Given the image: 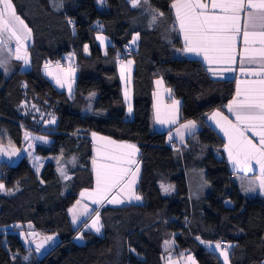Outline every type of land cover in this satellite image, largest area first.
I'll return each instance as SVG.
<instances>
[{
    "label": "trees",
    "instance_id": "obj_1",
    "mask_svg": "<svg viewBox=\"0 0 264 264\" xmlns=\"http://www.w3.org/2000/svg\"><path fill=\"white\" fill-rule=\"evenodd\" d=\"M173 1L146 0L147 9L132 7L128 0H13L32 32L31 67L23 69L17 59L7 70L0 67V133L17 146L23 145L25 130L46 136L49 141L35 152L60 160L48 161L39 173L26 157L16 165L0 163V182L17 191L11 196L0 191V264H164V244L172 235L177 250L193 253L198 264H223L208 249L212 243L231 245L230 264H264V196L242 192L223 137L204 117L233 98L235 80L212 78L202 61L177 54L181 40L171 28ZM100 27L111 40L105 52L96 38ZM135 34L136 46L131 45ZM127 45L131 51L125 59L135 58L131 118L123 105L116 58ZM69 53L77 68L72 96L43 73L45 63H62ZM158 76L182 101L180 119L200 122L182 153L168 143L167 132L151 128ZM92 132L140 147L137 191L144 202L101 208V234L83 230L87 221L74 228L68 212L79 192L94 185ZM61 162H68L66 180L58 171ZM192 168L203 169L210 183L198 200L189 195ZM161 183H172L175 193L165 196ZM17 223H30L45 235L57 233L59 243L25 262L29 248L8 230ZM80 232L82 243L75 239Z\"/></svg>",
    "mask_w": 264,
    "mask_h": 264
},
{
    "label": "snow or ice",
    "instance_id": "obj_2",
    "mask_svg": "<svg viewBox=\"0 0 264 264\" xmlns=\"http://www.w3.org/2000/svg\"><path fill=\"white\" fill-rule=\"evenodd\" d=\"M138 2L139 0H132L133 6H137ZM171 7L175 9L176 20L179 22L180 31L183 33L184 47L180 51L193 53L197 56L202 55L204 61L209 65H227L220 72L209 68V71L214 75H222L223 72L234 70L231 66L236 63L237 59V39L242 35L244 47L239 55L240 71L259 78L237 80L236 94L226 106L228 112L235 115L236 123H233L220 111L214 112L210 119L216 122L227 137L228 143L224 147L234 168L245 173H251L254 171V164L259 167V175L249 181L248 187L242 186L243 191L246 193L255 192L258 188L260 194L264 195V0H210V3L205 2V0H174ZM159 15L162 16L163 13H159ZM156 19L157 17L154 15L153 22ZM30 36L31 29L16 13L13 0H0V45L14 40L16 45L15 59L23 61L24 65L29 64L27 41ZM97 39L103 40V37L98 36ZM137 39L138 34L133 37L132 43L135 44ZM85 51H87V45H85ZM50 63H45L44 67L48 75H53L49 70ZM131 64V60L127 62V65L121 62L122 79L125 78V72ZM253 64H259L260 70L248 71L246 65ZM5 66L6 61L0 60V67ZM56 67L66 74L64 78L58 75L54 77L56 83L60 87H64L65 83L71 80L75 69L71 66L62 69L59 62H57ZM155 83L159 88L163 81L158 79ZM68 87L71 91L70 83H68ZM125 97L127 98V91ZM178 104V101L173 102L168 119H162L159 107L154 106L156 107V120L161 124L175 123L178 115ZM129 111L131 112V105H129ZM54 122V119L49 121V123ZM194 127L195 121H188L181 125L182 129ZM248 132H252L254 137H259L258 142L249 138ZM28 136L29 134L26 133L25 137L28 138ZM92 136L97 139L96 133H92ZM37 139L43 140L45 138L37 137ZM98 139L105 142V147L112 146V150L106 153L105 159L115 163L97 165L94 158L96 186L91 192L88 190L81 192V196L87 194L90 198L96 197L93 199V203L96 204H101L105 200L113 204L123 203V200L117 199L115 196L108 200V194L117 190L128 200H140L141 197L133 190L139 167H136L135 172L131 168L137 163L133 158L137 152L136 145L118 144L106 137H98ZM18 151V149H14L7 154L15 155ZM99 152L100 149H97L98 154ZM0 153H5L3 147H0ZM59 171L65 179L69 178L63 169H59ZM3 190L4 185L0 184V191ZM169 190L170 188H164L165 192ZM80 204L81 201L77 200L76 204L68 210L72 214L74 223L78 218V206ZM90 227L94 228L96 232H100L102 224L98 211ZM32 235L36 234L33 233ZM52 240L53 236H45L42 242L37 245L36 251L39 252L45 244ZM228 247L231 245L222 246L219 243L215 245V248L219 250V255L223 257L224 264H228L229 261ZM188 260L191 264H195L193 257L189 256Z\"/></svg>",
    "mask_w": 264,
    "mask_h": 264
},
{
    "label": "crops",
    "instance_id": "obj_3",
    "mask_svg": "<svg viewBox=\"0 0 264 264\" xmlns=\"http://www.w3.org/2000/svg\"><path fill=\"white\" fill-rule=\"evenodd\" d=\"M174 2V1H173ZM172 2V4H173ZM205 2H209L210 0H205ZM134 7V6H132ZM171 11L173 14V19L174 22L171 25L172 30H175L176 35L180 38L181 40V47L177 49V54L181 57L184 58H197L200 61H202V63L204 64V66L206 67L207 71L209 72L210 76L212 78L215 79H225V78H233L235 80V93L234 96L236 94V82L237 80H255L258 79L259 77L255 76V75H247L245 73H241L240 71V61H239V55L243 50V38L242 35L240 37H238L237 39V59H236V63L233 64L231 67L234 69L232 72H223L222 75H214L211 71H209V68H213L215 69L217 72H220L224 67H227V65L224 64H212L209 65L207 64L204 59L203 56H197L193 53H186L183 51H180V49H182L184 47V38H183V33L180 31L179 28V22L176 20V16H175V9H173L171 7ZM160 20H162V22L164 21V17L162 16H158ZM22 19V18H21ZM29 28V27H28ZM100 32L103 33V31L101 30L100 27ZM104 34V33H103ZM105 35V34H104ZM137 36V34H135ZM134 35V36H135ZM107 36V35H106ZM133 36V37H134ZM31 42L30 44L33 42V37H32V32H31ZM97 38V36H96ZM109 38V37H108ZM139 40V35H138V39L136 41V43L134 44L136 46L137 42ZM109 42H111L110 38H109ZM29 44V45H30ZM106 50H104L105 52ZM71 54V56H70ZM131 60L132 64L130 66H128V70L125 72V78L122 79L121 78V62L118 65V74L120 77V81L122 84V94H123V105L126 111V114L128 116V118H131L133 116V105H134V91H133V83H134V73H135V58L134 57H128L125 60H123L122 62L127 65V62ZM75 56L72 53H69L65 56H63V60L62 63H59L62 69H67L69 66H71L72 68L75 69L73 76L71 78L70 81H68L67 83H65L64 87H60L55 80V76H60L61 78L65 77V73L61 72L60 69H58L56 67V64H54V62H51L49 65V70L53 73V75H48L45 67H43V73L45 74V76L47 78H49L59 89L66 91V93L69 96H72L74 91H75V81H76V76H77V68L75 65ZM246 68L248 71H259L260 70V66L259 64H253V65H246ZM162 80L163 83L161 86L156 85V80ZM68 83L71 84V91H69V87H68ZM153 101H152V121H151V128L154 131H160V132H167V140L168 143L175 149L177 150L179 153H182L185 150H188L190 148V139H194L196 132L199 130L200 128V122L195 120V119H187V120H181V104L182 101L178 98H176L173 93L171 88L165 83V80L163 77L158 76L155 77L153 80ZM168 90V91H166ZM127 91V98L125 97V92ZM95 96V94H94ZM233 96V97H234ZM233 99V98H232ZM230 99L223 108H214L208 112L205 113L204 117L205 120L223 137L225 144L228 143L227 137H225L223 131L220 129L219 126H217L216 122L212 119H210V117L212 116V114L216 111H220L221 113H223L224 116H227L229 120H231L233 123H236V119H235V115H233L232 113L228 112L227 110V105L228 103L232 100ZM174 101H178V115L176 117V122L175 123H166V124H161L156 120V107L154 106H158L160 109V114H161V118L162 119H168L170 114H171V106L173 105ZM129 105H131V112L129 111ZM188 121H195V127L192 129H182L181 125L187 123ZM179 130V132H178ZM92 133H96L97 134V139H94L92 136ZM90 134V138L92 141V148L94 146V158L96 159V162L99 163H103V164H108V163H115L114 161H110L105 159V155L106 153L110 152L112 150V146H107L105 147V142L100 141L98 139V137H106L109 138L110 140L116 141L118 144L121 143H126V144H134L136 145V149L137 152L135 154V156L133 157L136 160V165H132V171L135 172L136 171V167H139V172L136 176V183L134 185V192L139 195L141 197L140 200H128L126 199L122 194H119L117 190H113L111 193L108 194V199H111L113 197L114 194H118L119 196L116 197L117 199L123 200V203H119V204H113V203H108L107 200H105L103 203L99 204L97 207H95L92 215L90 216V219H95L97 211L99 212V216H100V210L101 208L107 206V205H112V206H121V205H125V204H142L144 202V197L142 196L141 193H139L137 191V185L139 183V179H140V175H141V163L139 161V155H140V147L138 146L137 143L135 142H131V141H120V140H116L112 137L106 136L104 134L98 133V132H92ZM247 135L249 136V138H252L254 142H258L259 137H254L252 132H248ZM171 137V139H170ZM43 140H47L49 141V139L45 136V139ZM97 149H100L99 154L97 153ZM224 150L227 154L228 157V152L224 147ZM202 151L201 153H199L198 155H196V157H201L202 156ZM229 160V159H228ZM193 162V161H192ZM195 162V161H194ZM230 165L232 167V169L234 170V180L236 183H238L239 187L241 188L242 192L247 196V197H255V196H264L262 194H260L259 189L257 188V190L255 192H249L246 193L243 191V187H248L249 186V181L253 180L256 176L259 175V167L257 165H253L254 167V171L251 173H245L243 171H240L236 168L233 167L232 162H230ZM188 189H189V195L192 199L194 200H198L203 198V196H205V194L209 191L210 189V183L205 179V174H204V170L201 168H192L188 171ZM94 187L96 186V178H95V174H94ZM167 188H170V190L167 192V196L173 195L175 193V187L173 184H166ZM93 188V187H92ZM85 189V188H84ZM82 189V190H84ZM91 189V188H88ZM82 190L79 192V197H80V193L82 192ZM87 195V194H86ZM166 196V195H165ZM78 197V199H79ZM77 199V200H78ZM76 200V201H77ZM69 212V211H68ZM70 216V214H69ZM71 219V216H70ZM100 223L102 224V219L100 216ZM83 230H92L90 227V222L87 220V223L84 225ZM93 231V230H92ZM94 232H96L94 230ZM97 234H101L102 233V227L100 232H96ZM81 235V232H80ZM174 235H172L170 238H173ZM217 243H212L207 245L208 249H210L211 251L215 252L218 257L220 258V260L223 262V257L219 255V250H217L215 248V245ZM229 245V244H228ZM229 249L230 247L227 248L228 251V256H229ZM166 250V249H165ZM170 255L168 257H166V255L164 254V264L165 262L169 263V264H182V258L185 254V252H189V251H178L177 250V245L175 243V245H173V247H170ZM167 251V250H166ZM165 251V252H166ZM168 253V252H166ZM173 258V259H172ZM178 258L180 259V261H176L175 260ZM172 259V260H170ZM228 264H230V261H228Z\"/></svg>",
    "mask_w": 264,
    "mask_h": 264
},
{
    "label": "rangeland",
    "instance_id": "obj_4",
    "mask_svg": "<svg viewBox=\"0 0 264 264\" xmlns=\"http://www.w3.org/2000/svg\"><path fill=\"white\" fill-rule=\"evenodd\" d=\"M98 2L101 4V3L104 2V0H98ZM128 2L130 3L131 6H133L132 0H128ZM139 5L140 6H145V8L149 9V5L146 2V0H139L137 6H139ZM96 36L97 37L98 36L99 37H103V40H100V39H97V40H98L102 50L103 51L106 50L107 46L110 43L108 36L104 35L100 31L97 32ZM30 42H31V38H29V40L27 41V46H29ZM131 45H134V44L131 43ZM15 46L16 45H15V41L14 40L8 41L4 45H0V60L6 61V66L5 67H1L4 70H7L8 67L11 65V61L15 59ZM9 49H11V51H9ZM27 52H28V47H27ZM28 59H29V64L28 65H24V63L22 61V68L23 69H29L31 67V60H30L29 52H28ZM26 133L29 134L28 138L25 137ZM37 137H44L45 138V136H43V135H40V134H37V133H33L31 131L25 130L24 131V142H23V145L22 146H17V145L13 144L10 141V139L7 136V134L0 133V147H3L5 149V153H0V163L6 162V163H8L10 165H16L20 161V159H22L23 157H26L28 159V161L30 162V164L32 165V167L34 168V170L39 173L42 170L43 166L48 161H51L53 158L51 156H48V157L42 156V155H39V154H37L35 152V148H36V146L38 144L44 143V142H48L47 140L37 139ZM14 149H18L19 150L15 155H8L7 154L8 152H11ZM74 159L75 158H72V160L70 162H73ZM93 159H94V146L92 148V158H91V168H92V172H93V176H94L95 170H94V167H93ZM53 160L56 163H58L60 158L56 157ZM68 162H65V164H63L62 162L59 163L58 164V171H59V169H63L65 175L67 177H70V173L66 172L67 171L66 170V163H68ZM97 165H103V163L97 162ZM59 173L61 174L60 171H59ZM0 184H2V183L0 182ZM166 184L170 185L172 183H161L160 186H161L162 193L167 196L168 195L167 192L164 191V188H166ZM94 188H95L94 186L91 189L85 188L84 190H82V192L85 191V190H88V192H91ZM16 192H17L16 190L7 189L5 187H4V190L1 191V193L7 194V195H10V196L14 195ZM114 196L118 197L119 195L118 194H114L113 197ZM95 198L96 197L90 198L86 194H85V196L82 197L81 193H80V197H79L78 200L81 201V204H80V206H78V213L79 214H78L77 221L75 223L73 222L72 214L69 213L70 216H71V222H72L74 228H78L80 224H82L84 221H87V220L90 222V225H91L93 220L90 219V216L92 215L95 207H97L99 205V204L93 203V199H95ZM111 199H108V200H111ZM75 204H76V202L73 205H75ZM73 205L70 208H72ZM85 208H86V210H85ZM91 229L93 231L95 230L94 228H91ZM8 230L17 232L23 238L24 242L26 243L27 247L29 248L27 254L23 257V260L25 262L30 261L31 258H33V257L41 255V251L37 252L36 249L32 248L33 245H32L31 240L29 238V232L32 231V230H35L32 224H30V223H26V224L25 223H17V224H14V225H11L10 227H8ZM75 239H76V241L78 243H82L83 242V237L80 235V233L77 234ZM166 242L164 244V247L167 250V251L166 250L165 251L168 252V253L165 252V255L167 254L166 257H168L171 254L170 251H172V250H170V247H173V245H175V241H174L173 238L169 237ZM189 256L193 257V259L195 260V264H198L195 256L191 252H185V254H184L183 258H182V261H183L182 264H191V262L188 260ZM26 257H27V259H25ZM172 259H170V260H172ZM176 261H180V259L178 258V260L176 259L175 262ZM165 264H169V263L165 262Z\"/></svg>",
    "mask_w": 264,
    "mask_h": 264
},
{
    "label": "water",
    "instance_id": "obj_5",
    "mask_svg": "<svg viewBox=\"0 0 264 264\" xmlns=\"http://www.w3.org/2000/svg\"><path fill=\"white\" fill-rule=\"evenodd\" d=\"M33 233H35L36 235H32ZM45 236H53V240L45 244L44 247L40 250L41 252H47L59 243L58 234L51 233V234L45 235L39 232L38 230H32L29 232V238L34 248H36L37 245L42 242Z\"/></svg>",
    "mask_w": 264,
    "mask_h": 264
},
{
    "label": "built area",
    "instance_id": "obj_6",
    "mask_svg": "<svg viewBox=\"0 0 264 264\" xmlns=\"http://www.w3.org/2000/svg\"><path fill=\"white\" fill-rule=\"evenodd\" d=\"M131 51V47L129 45L125 46V49L123 52H117L116 58L118 61L122 62L125 59V55L129 54ZM54 64H57L58 60L53 61ZM222 244H225V242H222Z\"/></svg>",
    "mask_w": 264,
    "mask_h": 264
}]
</instances>
